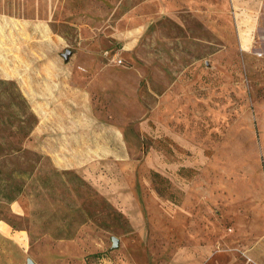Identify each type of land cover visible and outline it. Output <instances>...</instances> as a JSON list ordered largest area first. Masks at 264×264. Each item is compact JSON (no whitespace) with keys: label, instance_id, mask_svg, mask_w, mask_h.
<instances>
[{"label":"rangeland","instance_id":"374dc122","mask_svg":"<svg viewBox=\"0 0 264 264\" xmlns=\"http://www.w3.org/2000/svg\"><path fill=\"white\" fill-rule=\"evenodd\" d=\"M28 260L264 264V0H0V264Z\"/></svg>","mask_w":264,"mask_h":264},{"label":"water","instance_id":"95a60500","mask_svg":"<svg viewBox=\"0 0 264 264\" xmlns=\"http://www.w3.org/2000/svg\"><path fill=\"white\" fill-rule=\"evenodd\" d=\"M70 54L69 51H65V53L63 54V57L65 59L68 58V55ZM118 246V239L116 237H112V245H111V249H114ZM27 264H32V262L30 260L27 261Z\"/></svg>","mask_w":264,"mask_h":264},{"label":"trees","instance_id":"16d2710c","mask_svg":"<svg viewBox=\"0 0 264 264\" xmlns=\"http://www.w3.org/2000/svg\"><path fill=\"white\" fill-rule=\"evenodd\" d=\"M10 198H12V197H10Z\"/></svg>","mask_w":264,"mask_h":264}]
</instances>
